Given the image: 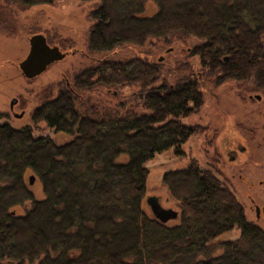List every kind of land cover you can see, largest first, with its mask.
<instances>
[{"label": "trees", "instance_id": "16d2710c", "mask_svg": "<svg viewBox=\"0 0 264 264\" xmlns=\"http://www.w3.org/2000/svg\"><path fill=\"white\" fill-rule=\"evenodd\" d=\"M53 1L3 0L0 28L16 31L12 8ZM82 1H97L90 53L190 37L200 42L189 51L200 70L168 82L160 61H97L31 115L33 125L66 136L61 144L0 118V264H264V228L195 163L161 178L177 204L176 224L143 210L145 164L170 149L179 155L198 133L183 120L201 109L202 84L233 81L264 100V0ZM148 1L155 13L144 16ZM96 88L117 102L88 97ZM124 88L137 91L125 100L118 92ZM235 229L237 240L216 241Z\"/></svg>", "mask_w": 264, "mask_h": 264}, {"label": "rangeland", "instance_id": "374dc122", "mask_svg": "<svg viewBox=\"0 0 264 264\" xmlns=\"http://www.w3.org/2000/svg\"><path fill=\"white\" fill-rule=\"evenodd\" d=\"M96 6L97 1L54 0L50 5L33 6L23 11L7 7L13 10L11 18L16 31L10 33V30L2 31L0 28V114H7L1 123L5 122L14 129L28 125L32 128L33 137H50L61 144L67 141L66 136L55 134L42 122L33 125L29 115L43 101L55 97L63 82H71L77 73L97 61H123L136 57L160 61L161 77L168 82L182 78L188 71L200 70L198 58L189 54L200 42L190 37L175 38L168 43H155L153 40L142 47L124 45L109 53H90L87 48L88 33L93 25L90 13ZM144 6L142 15L155 13L151 2ZM0 7H3V0H0ZM35 34L44 35L49 46H57L67 56L50 65L39 77L27 80L21 75L18 64L27 55L28 39ZM136 91V88L118 90L125 100ZM202 92L203 105L199 112L183 120L186 126L197 128L198 133L181 146L179 155L170 149L155 155L145 164L149 175L143 210L150 214L145 201L147 197L155 196L163 208L178 212L177 204L170 200L161 183L162 175L195 163L200 170L212 172L231 190L248 221L264 228L262 215L255 217L256 207H264V100L233 81L217 87L209 82L202 84ZM87 95L95 100H111V104L117 102L107 98L100 88ZM13 99L18 104L14 109L16 114L23 110L24 115L20 119L9 112V103ZM236 146H241L242 151L228 153L236 151ZM30 187L39 197V183L34 181ZM23 212L24 209L17 208V213ZM176 223L169 221L166 225ZM238 237L239 230L235 229L220 235L216 241L231 242Z\"/></svg>", "mask_w": 264, "mask_h": 264}, {"label": "water", "instance_id": "95a60500", "mask_svg": "<svg viewBox=\"0 0 264 264\" xmlns=\"http://www.w3.org/2000/svg\"><path fill=\"white\" fill-rule=\"evenodd\" d=\"M28 45L29 48L26 57L18 64L21 74L27 80H32L40 76L50 65L62 61L67 56L57 46H49L45 36L42 34L32 35L28 39ZM28 181L29 185H32L34 177L30 176ZM145 204L149 209L151 217L162 224L175 221L178 217L176 210L163 208L158 197H147ZM256 213H261L264 220V207L261 209L256 207Z\"/></svg>", "mask_w": 264, "mask_h": 264}, {"label": "flooded vegetation", "instance_id": "af4514ba", "mask_svg": "<svg viewBox=\"0 0 264 264\" xmlns=\"http://www.w3.org/2000/svg\"><path fill=\"white\" fill-rule=\"evenodd\" d=\"M28 42V41H27ZM28 48H29V45H28ZM22 75V74H21ZM23 76V75H22ZM39 77V76H38ZM37 78V77H36ZM35 79V78H34ZM39 106V105H38ZM36 106V107H38ZM36 107L32 110V112L30 113V115H32L33 111L36 109ZM18 108V104H17V101L15 99L11 100L10 103H9V112L13 115L14 118H17V119H20L23 117V110H21L20 114H16V112L14 111V109H17ZM7 115V114H6ZM6 115L2 116V113L0 114V118L1 120H6ZM29 115L30 117V121H31V116ZM5 123V122H4ZM28 126V125H25V127ZM24 128V127H22ZM242 147L241 146H236L235 149L236 151H233V150H230L228 153H233L235 154V152L237 151H240L241 152V149ZM260 214L261 213H256V209H255V217L256 218H259L260 217ZM263 218V217H262Z\"/></svg>", "mask_w": 264, "mask_h": 264}]
</instances>
